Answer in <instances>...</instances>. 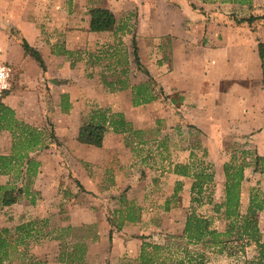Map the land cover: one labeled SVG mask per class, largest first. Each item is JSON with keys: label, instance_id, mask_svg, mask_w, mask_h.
Wrapping results in <instances>:
<instances>
[{"label": "crops", "instance_id": "1", "mask_svg": "<svg viewBox=\"0 0 264 264\" xmlns=\"http://www.w3.org/2000/svg\"><path fill=\"white\" fill-rule=\"evenodd\" d=\"M91 7L111 10L114 25L103 31L90 30L88 9ZM261 14H264V0H252L250 5L200 0H0V59L15 67L19 84L33 77L36 82L47 83L52 92L66 94L69 103L66 112L61 110L60 94L55 93L53 99L55 111L61 116H72L85 109L86 102H92L93 107L121 112L139 129H146L154 119L162 118L167 126H182L187 122L205 133H214L224 120L236 134L235 139L242 140L254 131V140L261 138L256 150L261 155L264 154L261 135L264 134V58L260 59L257 45L262 42L264 46V19L237 22L242 17ZM132 35L140 63L163 91L166 102L161 109H158L159 98L134 106L129 87L113 91L95 82L96 77L85 74V63L92 57L88 50L97 44L106 48L103 51L107 57L110 49L111 54L121 55L117 47L124 46L128 65L134 63ZM20 38L40 52L44 70L24 53ZM9 48L16 49V58L9 56ZM64 49L72 53L62 52ZM7 92L9 95L3 100L14 109L19 100L13 98L10 90ZM24 121L38 125V121ZM50 121L68 156L89 161L98 171L106 173L102 178L104 183H100L86 171L74 172L86 190L95 194L102 189L113 193L126 188L130 176L126 177L123 170L129 158L134 159V151L125 143L124 134L109 130L102 145L97 147L79 140L76 130L71 134L72 120ZM253 124L257 125L254 129ZM0 153L6 154L8 150ZM181 154L183 158L178 162L188 156V152ZM36 159L40 166L33 183L37 192L34 205L22 198L4 207H16L12 208L16 210L20 202V208L24 209L26 201L35 207L26 215L42 218L48 217L50 207L59 201L57 186L61 178L57 172L46 174L44 161L39 155ZM0 177V183L3 177L7 179L4 175ZM103 214L97 205L72 203L62 223L82 225L99 220ZM109 231L108 226L99 232L88 253L91 247L107 243L110 247L101 255L112 264L119 256H129L132 239L126 238L120 229L111 231L110 241ZM42 240L30 245L35 259L47 260L41 264H64L57 261V241Z\"/></svg>", "mask_w": 264, "mask_h": 264}, {"label": "rangeland", "instance_id": "2", "mask_svg": "<svg viewBox=\"0 0 264 264\" xmlns=\"http://www.w3.org/2000/svg\"><path fill=\"white\" fill-rule=\"evenodd\" d=\"M12 34L16 35V32L12 30ZM123 47L122 45L117 47L120 48L119 53L121 55L119 56L117 54H111L113 52L111 49L108 50L109 57L103 51L106 48L101 45L97 44L96 47L94 46L92 49H89L88 51L91 52L92 57L85 63L86 76L96 77L94 81L99 82V84L108 89L110 88L104 80L116 81L118 80V76H121L120 79L129 85L131 83L137 84L142 82L139 81L142 78L144 79L143 82H146L148 80L147 75L141 69H138L135 63L129 65L123 63L127 57V53ZM9 51V56L12 57L13 55L15 58L17 57L16 49L9 48ZM12 58L14 59V57ZM124 66H126L127 72L121 73ZM11 67L13 73L9 90L14 93L12 94L14 95L13 98L19 100L15 105L16 107H14L15 114L18 119L23 121H38V125L28 121L24 122L39 128L44 135V142L46 144L42 148L30 152V155L35 159L38 155L42 158L45 164L44 168L46 172L48 171L46 174L57 172L61 178L57 186V192L60 194L59 201L50 207L48 217H42L47 219L44 230L48 231L53 228L69 225L63 224L62 222L67 218L69 206L72 203H81L83 206L97 205L98 208L104 211L102 218L99 220L95 219L96 221L94 222L82 225H72L74 229L71 231L70 236L67 235L65 237L66 240H74L73 235H75L86 243L83 264H109L106 259L107 257L102 258L103 255L101 254L105 253L110 245L101 243L96 248L91 247L89 253L88 247L98 240L99 232L107 230L108 226L111 231H117L116 226L119 217L118 213L114 212V210L123 208L124 206L123 202L120 203L119 200L121 195H123L125 201H131L136 206H139L140 209L137 213L140 214V220L135 223L123 222L121 225V232L126 235V238L132 239V243H130L128 248L130 254L129 256H119L112 264H118L120 259L124 257L131 260L135 259L138 256V248L143 240L163 245L167 242L166 240L169 239V236H172L173 238L171 237L169 241L178 243L177 241L179 240L177 237L182 235L184 217L191 205L189 187L192 182L191 177L178 176L171 172L173 164L183 158L181 153L186 154L188 152V156L180 163L190 160V153H193V160H195L197 167H200L197 161L201 160L206 170L213 172L212 196L214 201H220L223 197L224 162L228 161L232 154H235V163L239 164L242 160L240 151L248 150L250 153L245 154L244 157L252 165L244 169L245 177L240 186V211L242 213L245 212L249 193L252 188H257L264 192V173L253 171L254 155L256 154L258 144L261 143V138L259 139V137L254 140L252 135L255 133L254 131L251 133L248 132L249 134L247 136L244 135L246 138L239 140L234 138L236 134H234V131L231 130L230 126L224 120L219 125L217 124L218 126L214 130V133H205L187 122H183L182 126L180 124L167 126L164 124L162 118H157L154 119L152 126L142 129L143 132L140 134L141 141L130 138L128 144H130L131 149L134 151V159L132 157L131 161L129 158V163L124 166V174L126 177L130 176V181L126 182V188L113 193L110 191L104 192V189H102L99 193L93 194L86 190L82 184V187L77 185L79 181L73 173L77 170L81 173L86 171L88 176L92 175V177H96L100 183H104L102 178H104L106 173L98 171L89 161L68 156V153L64 151L63 142H59L56 139L54 135V124L50 120H72L73 122L70 124L71 134L76 130L79 140H83V137H81V134H83V122L87 120L90 110L96 107H93L94 104L92 102H86L87 107L80 112L76 111L72 116H61L55 111L53 99L56 96L55 93L60 94L59 99L61 102L62 93H59L58 90L55 93L52 92L51 88L47 86V83L42 84L36 82V79L33 77L29 79L25 78L23 83L19 84L17 82L15 67L12 64ZM65 80L67 81V79ZM19 87H22L21 90L15 94V90ZM152 87L161 102V106L158 109H161L162 105L164 106L163 102H166L165 98H163L164 95L160 94L162 89L154 82ZM6 92L0 96V100L3 102H6L3 98L9 95ZM62 102L64 103V101ZM253 125L254 129L257 125ZM51 134H53V138L50 137ZM261 135L264 137V134ZM164 136L167 137L164 138ZM262 144L264 149V143ZM10 147L11 134L7 130H0V152L8 150L9 153ZM53 150H57L59 153ZM4 176L7 179L3 177L2 182L12 178V175ZM176 180L182 182V188L176 196H173V186L176 184ZM17 182L20 183L22 181L18 180ZM33 183L31 184L32 189H34ZM22 198H25L27 201L26 197H21L17 201H20ZM26 201H24V209L20 208V206L22 207V205H19L20 202H18L16 210H13L16 207H0V227H11L21 220L39 219L37 216L30 215V213L27 214L29 217L26 219V213L35 208L34 206L33 208L30 207L29 202L27 204ZM166 206L167 209H165ZM194 207L197 213L211 218L212 225L218 230L224 229V220L212 211L211 205L202 203L200 205L195 204ZM99 215L101 216V214ZM257 218L261 231V239L264 240V208L257 213ZM92 236H94L93 239ZM143 236H146V238H143ZM42 239L51 240L50 237L31 240L26 247H17L10 254V258L0 264H41L46 262L47 260L43 258L35 259L34 254L30 252V245L39 244L43 241ZM56 247L59 251V241H57ZM171 247L173 248V246ZM188 247L203 250L208 256L210 264H241L238 262V259L235 260L233 257L227 258L224 254L213 252L210 248L202 249L199 245H189ZM245 251L246 256L253 255L255 253L254 246H248Z\"/></svg>", "mask_w": 264, "mask_h": 264}, {"label": "trees", "instance_id": "3", "mask_svg": "<svg viewBox=\"0 0 264 264\" xmlns=\"http://www.w3.org/2000/svg\"><path fill=\"white\" fill-rule=\"evenodd\" d=\"M200 1L204 3L220 1L237 5H250L252 3V0ZM191 5L194 6V4ZM88 13L90 15V30L92 31L106 30L115 23L114 14L107 8L91 7L88 9ZM258 19H264V14L242 17L237 22L251 23ZM20 45L24 53L33 58L37 65L44 70L45 65L40 52L29 45L24 38H20ZM257 48L258 55L263 60V43L258 42ZM62 52L72 53L65 49ZM132 55L136 67L147 75L148 80L146 82L129 85L120 79L121 76H118L116 81H104L112 90H122L129 87L131 102L135 106L153 101L158 96L152 87L154 82L152 76L142 66L138 58L135 35H132ZM123 63L127 65L128 60L125 58ZM125 72H127L126 66L121 70V73ZM160 94L163 95V92L160 91ZM60 107L62 111L69 110L66 94H62ZM0 130H7L11 134L10 152L0 153V175H12L10 180L0 183V207L11 205L21 197H26L30 204H34L37 192L31 188V184L39 171L40 162L31 156L30 152L46 145L44 135L36 126L18 119L15 110L1 100ZM109 130L124 134L126 144L130 142V138L141 141L140 134L143 132L142 129L134 128L121 112H111L107 108L96 107L90 110L87 120L83 122L82 132L84 135L81 134V137L87 143L99 147L102 145L104 134ZM50 137L53 138V134ZM249 153L248 150L240 151L242 160L239 164L235 163V154H232L230 159L224 162L223 197L220 201H214L212 196L213 172L206 170L201 160L197 161L200 166L197 167L195 160H193V153H190V160L187 162L174 163L171 169L172 173L192 178L189 187L191 205L184 217L182 235L177 237L178 243L169 241L172 236H169L163 245L143 240L135 259L131 260L124 257L120 259L118 264H210L209 258L203 250L191 249L188 247L189 245H199L202 249L210 248L213 252L224 254L227 258L238 259L241 264H264V240L261 239L257 218V213L264 208V192L252 188L245 212L240 211V186L245 177L244 169L252 165L244 157L245 154ZM253 171L264 173V154L254 155ZM18 180L22 182L18 183ZM77 185L82 187L79 182ZM181 188L182 182L176 180V184L173 186V196H176ZM119 200L120 203L123 202L124 206L114 210L119 217L117 230L121 228L123 222L135 223L140 220V214L137 213L140 209L139 206L131 201H125L123 195L119 197ZM202 203L211 205L212 211L224 220L223 230L214 227L211 218L195 211L194 205ZM46 224V218H34L19 222L11 227H0V263L8 260L10 254L17 247H26L31 240L50 237L60 242L57 261L64 264H83L86 243L75 235H73L74 240H66L65 238L67 235L70 236L74 227L66 225L46 231L44 230ZM93 238L94 236H92ZM109 239L111 240V229ZM250 245L254 246L255 253L248 257L245 250Z\"/></svg>", "mask_w": 264, "mask_h": 264}, {"label": "built area", "instance_id": "4", "mask_svg": "<svg viewBox=\"0 0 264 264\" xmlns=\"http://www.w3.org/2000/svg\"><path fill=\"white\" fill-rule=\"evenodd\" d=\"M12 73L11 65L0 60V96L9 90Z\"/></svg>", "mask_w": 264, "mask_h": 264}]
</instances>
